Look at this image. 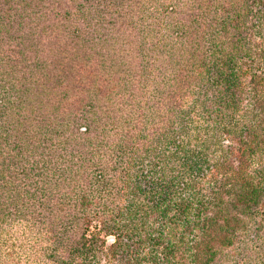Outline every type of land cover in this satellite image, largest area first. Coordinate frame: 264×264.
I'll return each instance as SVG.
<instances>
[{"label":"trees","instance_id":"obj_1","mask_svg":"<svg viewBox=\"0 0 264 264\" xmlns=\"http://www.w3.org/2000/svg\"><path fill=\"white\" fill-rule=\"evenodd\" d=\"M251 11L264 30V0H0V264H264Z\"/></svg>","mask_w":264,"mask_h":264},{"label":"rangeland","instance_id":"obj_2","mask_svg":"<svg viewBox=\"0 0 264 264\" xmlns=\"http://www.w3.org/2000/svg\"><path fill=\"white\" fill-rule=\"evenodd\" d=\"M252 7L253 8H251V9L253 11L254 6H252ZM252 11L249 13V15H247V19L245 20V28L243 29V31L241 32V35H240L241 39L245 40V43L247 44V47H249V52H250V54H248L247 57H246V55L242 57V59H243L242 62L243 61L244 62L245 61L246 62L251 61L250 65H252V63H253L252 67L253 66L257 67L258 64L255 63L254 61H255L256 56L260 52V47L264 46V30H259L256 26H252L253 21H256L255 18H253L251 15ZM261 17L264 18V15L262 14ZM258 69H259V67H258ZM96 83H97V85H98V83L100 84V82H98L97 80H96ZM75 85L79 86L82 89H85V87H87L88 84H83L82 82H78ZM53 92L56 94V92H57L56 87L53 89ZM69 102H70V97L68 98V101L66 102V104H68ZM60 105H62V108H60V110L65 111L67 113L68 118H71L72 115L76 116V117H85V116H83L84 110L86 109L85 107H81L78 109L75 107L71 108L74 110V112H72V114L70 115V111L68 112L69 109L65 108L63 106L64 105L63 103H60ZM87 118H89L88 115H87V117L81 119V122L83 125H84V123L89 122V120ZM88 171H90V170H88ZM201 181H204V180H201ZM111 239H112L111 236H107L105 238V244L108 245L111 242ZM0 256H1V253H0Z\"/></svg>","mask_w":264,"mask_h":264}]
</instances>
